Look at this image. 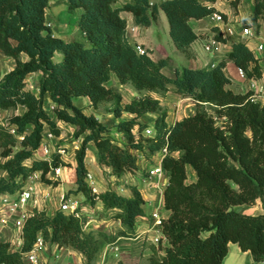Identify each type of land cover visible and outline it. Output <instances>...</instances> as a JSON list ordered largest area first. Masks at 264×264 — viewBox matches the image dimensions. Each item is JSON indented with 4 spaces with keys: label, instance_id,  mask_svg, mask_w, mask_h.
<instances>
[{
    "label": "trees",
    "instance_id": "obj_1",
    "mask_svg": "<svg viewBox=\"0 0 264 264\" xmlns=\"http://www.w3.org/2000/svg\"><path fill=\"white\" fill-rule=\"evenodd\" d=\"M217 1L126 0L119 5V0H66L69 11L81 8L77 26L82 39L69 41L55 35L47 21L50 0H0V53L16 61L0 79V110L25 108L8 120L23 139L8 126H0L4 158L0 196L22 189L36 172H41L42 180L58 183L47 174L54 167L68 165L61 154L55 151L51 160L34 155L46 132L61 135V120L73 125L75 137H81L76 149L77 188L65 200L74 193L84 196L92 207L102 201L104 212L112 211L109 217L122 225L117 232L86 231L82 216L71 211L58 208L50 215L45 209H34L24 224L20 249H14L11 241L0 242V264H27L24 254L34 248L39 236L60 248L72 247L83 255L85 264H96L102 242L119 244L137 235L145 198L136 184L130 186V196L112 188L92 190L85 161L91 142L99 163L111 168L118 183L138 169V152L152 155L167 148L162 167L170 176L164 191V206L170 214L160 225L167 242L152 245L147 264H222L231 243L250 251L254 261L264 262V213L236 209L264 199V104L251 99V91L237 93L228 87L227 60L214 66L182 65L176 67L175 76L167 75L163 72L167 59L155 60L136 50L127 35L128 20L122 15L131 12L136 24L149 26L163 10L175 46L190 58L191 44L198 37L190 21L220 11L214 6ZM228 1L233 7L241 2ZM263 16L264 0H254L250 20H243L244 25L258 27ZM213 30L218 40L226 41L218 27ZM57 53H61L58 60ZM227 59L249 78L262 77L259 59L246 43L233 42ZM33 72L41 73L37 94L26 88L27 76ZM114 76L139 96L123 104L122 93L108 84ZM172 88L192 98L195 110L170 124L168 110L151 93L163 95ZM80 96L88 97L95 109L120 118L116 129L122 142L111 133V126L74 103ZM124 113L132 116L121 118ZM146 113L157 114L152 124L139 120ZM149 126L154 135L137 139L136 132L142 134ZM16 146L20 148L14 150ZM28 159L31 164H26ZM188 169L194 177H189Z\"/></svg>",
    "mask_w": 264,
    "mask_h": 264
},
{
    "label": "crops",
    "instance_id": "obj_2",
    "mask_svg": "<svg viewBox=\"0 0 264 264\" xmlns=\"http://www.w3.org/2000/svg\"><path fill=\"white\" fill-rule=\"evenodd\" d=\"M62 0H50L49 7L47 11L53 10V12H57L60 9L59 2ZM66 1V0H65ZM126 0H119L118 4H122ZM243 2V1H242ZM214 6L218 8V10L228 13H231V9L226 6L224 1L218 0L214 3ZM52 7V8H51ZM254 9V0H251V8L249 12H243L240 10V13L237 15H233L232 17L228 18L229 24H233L236 27H239L242 24V21L247 19L250 20V16ZM122 15L127 18L129 26H136V31L131 33L132 39H129L130 42L134 45V43H138L145 48L148 49L149 55L157 60L160 58H165L168 60V65L163 68V72L169 76H175L176 67L182 65H189L192 67H200V66H211V64H217L221 60H227L226 66L224 67V71L231 79L228 87L234 90L237 93H247L251 91L252 93H258L259 88H251L252 83H256L259 87L260 85L264 84V51L259 50L257 45L259 43H264V16L261 17L258 21L259 26L254 27L255 29V36L249 40H246L240 35H223L226 41L221 42L219 46V50L216 53H208L205 51L202 43V39L206 36L214 34L213 28L216 26V23L209 17H205L202 19H192L190 22L193 25L195 31L197 32V39L191 44V57L186 58L184 54H182L177 47L175 46L171 36H170V28L167 17L163 10H160V21L162 24H158L157 21L153 22L149 26L138 25L134 21V16L131 12L124 11ZM47 21H49L48 14L46 13ZM77 21V20H76ZM49 23V22H48ZM55 35L60 36L66 40L72 41L79 39L80 33L78 31L77 22L71 27L70 25H63L59 27L57 24H53V22L49 23ZM235 41H241L246 43L250 49L254 52L255 56L259 59V63L262 66V77L261 78H244L240 75L239 69L240 67L232 60L227 59L228 52L232 49V44ZM167 49H170L172 53L176 57V61L170 58V54ZM2 54V53H1ZM3 55V60L7 61L8 66L4 68L2 67V72L0 74V79L11 69L14 68L16 61L15 59ZM23 59H27V55L23 54ZM3 66V65H2ZM41 73L40 72H33L27 76V86L26 88L38 93L39 88V78ZM110 86L115 87L118 89L123 96V104L129 103L135 97L139 96L138 91H136L132 86L122 84L115 76L108 83ZM31 88V89H30ZM153 96L160 98L161 104L168 110V123H174L176 120L182 119L185 116L190 115L195 110V102L190 97H183L180 94L176 93L174 89H170L163 95L157 93H151ZM261 99V98H259ZM174 101V102H173ZM263 104L261 100H259ZM74 103L79 107H82L85 112L87 113H95L98 118L104 122L105 124L111 126L112 131L111 133L116 137V134H120L116 129V124L120 118L114 115L112 112H109L104 109H95L88 97L80 96L74 99ZM18 110L22 113L25 108L19 107ZM8 111V110H3ZM104 111L108 112L107 117L103 118L102 115ZM127 114V115H124ZM121 118H130L132 115L129 113H124ZM156 113H146L144 114L139 120L141 122H148L152 124L156 118ZM112 117V118H109ZM59 126L62 128V133L60 136H56V138H52L49 140L50 145L54 148L62 147L65 152L62 154L63 160L68 165H63L62 172L58 178V183L56 185L47 184L46 187H43L37 183L39 191L43 193V195L38 197V193L36 194L37 203L30 202V207L32 209H45L48 214L52 215L55 210L60 207L61 197L69 193L71 190H75L77 188L76 184V173L75 168L77 166L76 160V149L80 146L81 137H75V127L65 121H58ZM32 126H30L29 131H31ZM121 135V134H120ZM72 137V138H70ZM70 138V139H69ZM118 138V137H116ZM123 139V138H122ZM45 140V138H44ZM71 147V148H69ZM92 154V158L90 153ZM143 155H150L149 152H141ZM35 158H44V152L41 148H39L35 155ZM143 157V156H141ZM86 166L88 171L93 173L94 175V182L99 190V192H103L107 189H115L117 192L130 196L132 191L130 186L136 184L139 189L141 190L144 198V215L138 217L136 223V232L137 235L133 238H129L130 240H138L139 237L146 238L147 241H150L151 247L147 248L145 251V255L147 258L152 254L153 249L152 245L157 244L154 241L155 236H162L160 228L154 225V212H158L163 218L168 217L170 211L167 210L164 206V191L166 185L169 182V173L164 171L161 175L154 176L153 178L149 179V171L155 165V163H151L150 159L139 158L138 159V169L136 170V174L132 172L126 173L123 179H127L128 177L132 176L133 181H128L129 185H125L122 182L118 183V178L112 173L110 167L102 165L98 161L97 157V149L95 145L91 142L88 144L87 155H86ZM156 162V161H155ZM103 171L110 174V178L108 180H103L101 177ZM191 171V169H188ZM192 172V171H191ZM194 177V174L192 172ZM66 183H69V187H67ZM72 183V184H70ZM111 185H109V184ZM124 190H123V189ZM123 192H120V190ZM121 190V191H122ZM48 193L49 195H46ZM71 200H78L80 202V210L83 216V225L86 224L84 228L86 231L89 230H106L111 231L110 223L111 221H115L118 224V229L122 227L121 221H116L112 218L110 220L105 219L106 213L110 214L112 211L104 212L103 202L98 201L95 207L90 206L89 204L85 203V197L82 195H77L74 193L70 194ZM242 206V205H239ZM236 207V209L239 208ZM239 210V209H238ZM101 211L103 214L101 215ZM97 213L95 217L92 215ZM100 214V216H99ZM105 214V215H104ZM109 218V217H108ZM103 220L102 223H106L103 227H99L97 224ZM108 220V221H107ZM19 235V230L12 226H2L0 225V242L2 241H11V244L15 242ZM128 240V239H127ZM163 244H166V239L162 238ZM237 245V246H234ZM119 247L123 248L122 243L118 244ZM102 249L109 248L106 242L101 243ZM233 249V253L239 258L240 256H244V258L248 261L247 264H264V262H256L254 261L252 254L250 251H242L240 246L237 243L230 244V251L227 257L224 259L222 264H231V250ZM64 251L69 252V254H78L76 250L72 247H63L60 248L55 244L46 243V248L41 252V258L48 259L49 254L52 252L59 253L60 255L64 253ZM49 255V256H48ZM69 256V255H68ZM237 264H241L237 262Z\"/></svg>",
    "mask_w": 264,
    "mask_h": 264
},
{
    "label": "built area",
    "instance_id": "obj_3",
    "mask_svg": "<svg viewBox=\"0 0 264 264\" xmlns=\"http://www.w3.org/2000/svg\"><path fill=\"white\" fill-rule=\"evenodd\" d=\"M153 1L151 2V4ZM209 17L216 23L215 27H218L221 31L222 35H240L246 40H249L255 36V29L253 26L250 25H243L241 24L239 27H236L233 24H229V21L226 20L224 14L221 11L213 12ZM136 31V26H129L127 28V35L129 39H132L131 33ZM215 32V31H214ZM222 41L218 40L215 37V33L211 34L209 36H206L202 39L203 47L206 52L208 53H216L219 50V46ZM134 46L136 50L139 53H149L148 49L144 46L134 43ZM257 48L259 50L264 51V43H259L257 45ZM215 63L211 64V66H214ZM240 75L244 78H247V73L244 69H239ZM251 88H259L258 93H252L251 99L259 101L261 100L264 104V84L260 85L259 87L256 85V83H252ZM261 98V99H259ZM54 106L53 104L49 105V108L52 109ZM0 126H8L10 128L11 133L16 135L19 139H23L24 136L22 133H19L15 126L10 125L8 122H0ZM145 133L148 136H153L155 131L152 127H147L145 130ZM45 140L43 139L40 148L44 152V158L51 160L53 153L55 151H58L61 154L65 152V150L62 147L53 148L52 145H50L49 140L52 138H56V136L51 132H46L44 135ZM159 157L155 162V165L151 168L149 171V179L153 178L154 176L161 175L164 172V169L162 167V159L163 156L167 153V148H162L161 151L158 152ZM63 165H60L58 167H54L47 176L49 178H58L62 172ZM53 172V176H49ZM41 172H36L33 176L35 178L39 177ZM31 176L30 178H33ZM86 180L88 184L91 186L92 190L94 192H98V188L93 180V175L91 172H89L86 176ZM39 189L37 186V183L32 179L26 182L25 186L16 191L15 193H6L0 196V225L2 226H12L19 230V235L15 242L11 244V246L14 249H20L23 244V227L26 222V220L30 217L32 209L30 207V202H33L34 204L37 203L36 194L38 193ZM46 195H49L46 193ZM62 210L65 211H71L75 213L77 216H82L81 210H80V202L78 200H71L67 199L65 200V196L63 195L61 197V203L60 207ZM154 225L158 226L160 228V225L162 223L163 217L159 215L158 212H154ZM163 236H155L154 241L156 243H159L160 240H162ZM108 247L112 251H118L119 246L118 244H108ZM46 248V242L44 241L42 236H39L37 239V242L34 246V248L24 254V259L27 264H40L41 263V252L43 249ZM54 256L56 258L60 257L59 253H54Z\"/></svg>",
    "mask_w": 264,
    "mask_h": 264
},
{
    "label": "rangeland",
    "instance_id": "obj_4",
    "mask_svg": "<svg viewBox=\"0 0 264 264\" xmlns=\"http://www.w3.org/2000/svg\"><path fill=\"white\" fill-rule=\"evenodd\" d=\"M224 1V3L226 4L227 7H229L231 9V13H225L222 12L226 18V20H228L229 17H232L233 15H237L240 13V10L243 12H249L250 8H251V0H241L240 4L238 7H233L231 6V4L229 3L228 0H221ZM243 1V2H242ZM59 6H60V10L57 11L56 13L53 12V10H49L47 11L48 17H49V23L53 22V24H57L59 27H62L63 25H70L71 27L77 22L76 20L78 19L79 13L81 11V8H77L76 10H74L73 12L69 11L68 6L66 4L65 0H62L59 2ZM52 8V7H51ZM158 24H162L160 19L157 20ZM244 21H242V24L244 25ZM79 39H82L81 36H79ZM169 54H170V58L174 61H176V57L175 55L172 53V51L170 49H167ZM61 58V53H57L55 55V59H60ZM3 65V66H2ZM8 66L7 61L3 60V55L0 53V74L2 72V67L4 68ZM31 89V88H30ZM174 102V101H173ZM17 112H20L18 109L16 110H9V111H3L0 110V122H8L10 116L12 114H15ZM107 113L106 111H104V114L102 115V117L108 118L107 117ZM127 115V114H124ZM112 118V117H109ZM152 127V126H150ZM75 136V135H74ZM136 136L137 139L141 138V136H148L145 132L140 134L138 133V131L136 132ZM116 137H118L117 139L122 142V135L120 134H116ZM72 138V137H70ZM69 138V139H70ZM53 147V146H52ZM20 148V146H16L14 148V150H18ZM54 148V147H53ZM71 148V147H69ZM135 152H138L136 150H134ZM2 149L0 148V161H2L4 158L2 157ZM92 152L90 153L91 158H92ZM138 159L139 158H145V159H150L151 163H155V161L158 159L159 157V153H155L152 155H143L142 153L138 152ZM143 156V157H141ZM93 159V158H92ZM32 159H28L26 160V164H31ZM3 172L0 170V175ZM133 174H136V171L132 172ZM93 175V173H91ZM49 176H53V172H51V174H49ZM101 177L103 178V180H108L110 178V174L106 173L105 171H103ZM189 177L192 178V172L189 171ZM49 178V177H48ZM34 180L36 183H39V185L46 187L47 184H53L56 185L54 183H48L44 180H42L41 178V174L39 175V177L35 178L33 176V178H28L27 181L29 180ZM52 181L54 182H58V180L56 178H50ZM93 180H94V175H93ZM128 181H133L132 176L128 177ZM127 179H123L120 180V182H122L125 185H129ZM72 184V183H70ZM109 184V183H108ZM67 187H69V183H66ZM111 185V184H109ZM123 189V188H122ZM121 189V190H122ZM120 192H123V190ZM99 192V190H98ZM44 193V192H43ZM43 193L40 191H38V197L43 195ZM240 211L244 212V213H248V214H260V213H264V199H259L255 204L249 205V204H245L242 206H239L238 208ZM101 215L103 214V211L100 212ZM112 214V212L110 213ZM107 214L105 216V219L110 220L109 215ZM94 217L96 215H98L97 213L92 214ZM100 216V214H99ZM97 217V216H96ZM109 217V218H108ZM107 220V221H108ZM103 220H100V222H98L97 224L99 225V227H103V225H105L106 223H102ZM82 222H83V216H82ZM84 228L86 227V224L83 225ZM110 226L112 227L111 230H113L114 232L118 231V224L115 223V221H111ZM136 238V237H135ZM150 241H147L146 238L144 237H139L138 240H130V239H124L122 242V246L123 248L119 247L118 251H112L110 248H103L101 255L97 261L96 264H147L148 258L147 255H145V251L147 248L151 247V244L149 243ZM237 246V245H234ZM231 264H237V262H240L241 264H247L248 261L244 258V256H240L239 258H237V256L233 253V249L231 250ZM50 255V256H49ZM49 258L48 259H43L41 258V263L40 264H85V260L84 257L81 253L78 254H69V252L64 251V253H62L60 255V257L56 258L54 256V254L51 252L49 254ZM69 255V256H68Z\"/></svg>",
    "mask_w": 264,
    "mask_h": 264
}]
</instances>
